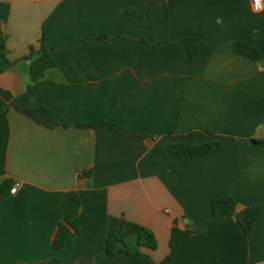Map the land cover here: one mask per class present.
<instances>
[{"label":"crops","instance_id":"obj_1","mask_svg":"<svg viewBox=\"0 0 264 264\" xmlns=\"http://www.w3.org/2000/svg\"><path fill=\"white\" fill-rule=\"evenodd\" d=\"M264 9L251 0H0V89L23 109L47 108L48 129L0 97V264H115L108 232L123 219L151 230L161 263L174 220L209 223L175 252V264H264V62L237 55L244 41L264 56ZM46 35L56 84L28 91L31 47ZM106 43H96L100 36ZM140 38L146 44L137 42ZM203 43L192 62L185 39ZM77 124L116 126L131 136ZM220 143L190 163L174 144ZM92 172L89 179H80ZM82 201L83 231L62 252L52 242L63 197ZM259 207L250 236L235 219L212 221V202ZM141 252L135 236L126 241Z\"/></svg>","mask_w":264,"mask_h":264},{"label":"trees","instance_id":"obj_2","mask_svg":"<svg viewBox=\"0 0 264 264\" xmlns=\"http://www.w3.org/2000/svg\"><path fill=\"white\" fill-rule=\"evenodd\" d=\"M264 33H259L256 37H263ZM110 40V36L104 35L95 39L96 43H106ZM137 42L146 44L147 41L140 38ZM187 46L189 57L192 62L199 59L200 46L203 43L200 39H185L181 41ZM47 38L43 35L40 40V48H30L29 55L24 59L30 62V79L28 91L44 90L55 87L56 84L47 82L45 74L48 70L56 67V61L53 57L52 50L46 47ZM237 55L243 56L252 62H264V56L251 44L244 41H237L232 45ZM5 46L0 45V54L5 58ZM7 65L0 70V74L6 71L12 64L6 61ZM0 97L9 103L19 113L33 120L35 123L42 125L48 129H54L61 124L57 122L52 113L44 107L41 108H20L14 102V96L3 89H0ZM79 129L104 130L109 129L116 131L125 136H131L126 131L111 125H102L95 127L89 124H77ZM220 143H207L203 145L174 144L171 146V153L181 162L190 163L195 159L202 157L213 150L217 149ZM93 175L92 172H84L80 175V179H89ZM15 183L7 181L0 186V198L10 194ZM82 201L79 193L76 191L67 192L63 197V219L60 222L53 238L52 247L56 252H62L66 242L71 238H79L83 231V223L81 219ZM261 210L259 207H251L242 211L238 210L237 202L234 198H222L212 202V221L221 219H235L243 233L246 236L252 235L255 226L259 220ZM209 223L194 226L192 228H183L180 220H174L171 230L169 254L161 262L157 263L152 253L158 250L159 244L154 233L148 228L123 219L121 225L108 232L106 241V256L115 264H175V252L185 245L192 235H205ZM135 236L137 244L142 249L141 252L133 253L126 241L129 237ZM41 264H71L66 261L51 260ZM84 264V263H83Z\"/></svg>","mask_w":264,"mask_h":264},{"label":"built area","instance_id":"obj_3","mask_svg":"<svg viewBox=\"0 0 264 264\" xmlns=\"http://www.w3.org/2000/svg\"><path fill=\"white\" fill-rule=\"evenodd\" d=\"M252 8L255 12H262L264 9V0H251ZM18 186H14L10 192L11 195H15L17 193Z\"/></svg>","mask_w":264,"mask_h":264}]
</instances>
